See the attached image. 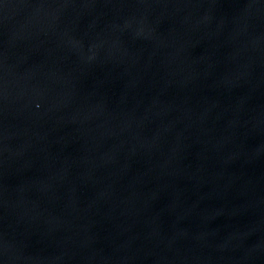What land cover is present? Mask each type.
Listing matches in <instances>:
<instances>
[{
	"label": "water",
	"instance_id": "obj_1",
	"mask_svg": "<svg viewBox=\"0 0 264 264\" xmlns=\"http://www.w3.org/2000/svg\"><path fill=\"white\" fill-rule=\"evenodd\" d=\"M0 264H264V0H0Z\"/></svg>",
	"mask_w": 264,
	"mask_h": 264
}]
</instances>
